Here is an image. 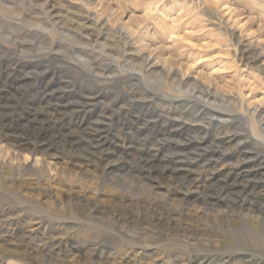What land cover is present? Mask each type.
<instances>
[{"label":"rangeland","instance_id":"1","mask_svg":"<svg viewBox=\"0 0 264 264\" xmlns=\"http://www.w3.org/2000/svg\"><path fill=\"white\" fill-rule=\"evenodd\" d=\"M0 264H264V0H0Z\"/></svg>","mask_w":264,"mask_h":264},{"label":"bare ground","instance_id":"2","mask_svg":"<svg viewBox=\"0 0 264 264\" xmlns=\"http://www.w3.org/2000/svg\"><path fill=\"white\" fill-rule=\"evenodd\" d=\"M146 47V46H145ZM93 69V68H92ZM97 75V74H96ZM99 76V75H98ZM105 79V78H104ZM16 196V195H15ZM20 198V197H19ZM18 201V200H17ZM24 202V201H23ZM237 252V251H236Z\"/></svg>","mask_w":264,"mask_h":264}]
</instances>
